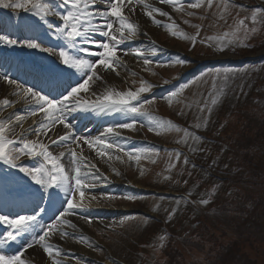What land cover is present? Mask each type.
I'll use <instances>...</instances> for the list:
<instances>
[{
  "label": "snow or ice",
  "instance_id": "obj_1",
  "mask_svg": "<svg viewBox=\"0 0 264 264\" xmlns=\"http://www.w3.org/2000/svg\"><path fill=\"white\" fill-rule=\"evenodd\" d=\"M159 2L170 5L175 11L185 10L184 0H159ZM214 2L215 0H189L186 6L199 9L206 5L211 8ZM0 7L21 10L31 16L39 17L47 24L49 32L53 33L57 40L62 41V44L56 47H45L38 36L12 38L9 34H0V45L6 48L38 50L58 57L59 61L53 69V75L49 78L53 86L48 91L44 88L39 90L35 87L25 88L6 73L0 75V80L15 86L16 91L13 94L27 106V115L13 113L7 118L0 117V162L13 169L18 168L38 186L30 192V195L36 198L33 202L32 214H0V226L4 227L6 233L5 242L20 241L15 254L0 250V264H30L24 258L26 250L37 245L47 254L51 264H62L63 252L60 247L52 243L53 238L65 239L69 236L65 230L66 227L77 228V225L68 217L78 209L82 211L89 207L84 200L88 196V190L96 186L95 181L107 180V176L100 172L97 163L93 162L94 159L98 157L111 166L110 162L113 160L123 162L120 153L127 156L129 161H139L141 154L148 155L152 152L151 149H125L114 139L123 138L120 130L132 129L133 123L114 124L106 127L99 136L88 138L76 134L68 116L73 113L94 115L123 113L132 117H145L149 130L157 134L161 131H183L184 135L178 141L180 143L186 142L189 137L198 142L201 137L188 129H181L171 121L156 118L144 110L145 104L153 103L141 95L150 92L153 87L146 81L142 80L141 86L135 90L119 91L112 87H105L97 92L94 88L97 82L105 81L107 74L115 73L118 76L120 69L126 68L124 60L121 59L120 46L134 39L139 32L138 22L132 19L137 9H142L143 15L149 17L157 26H161V23L154 14L171 20L168 12L153 6L147 0H0ZM216 7L220 8V18H223V14L232 5L230 0H220ZM49 17L56 20L55 27L49 22ZM246 19L249 17L238 20L232 32L224 35L235 37L241 29L245 37L249 32L254 33L256 28L249 29L245 24ZM250 19L253 24L264 22V8L252 9ZM163 27L173 36L189 39L193 43L196 41V35L190 36L184 33L174 21ZM195 27L198 29V35L199 26ZM94 36L102 39L97 41L93 39ZM84 45H94L96 50L92 51ZM125 54L134 55L138 61H142L143 65L147 66L152 63L148 56L155 55V51L149 53L145 49L137 48ZM92 57L97 59L93 60ZM176 63L183 64L184 61L177 59ZM227 75L226 71L223 76L225 82ZM60 77L67 79L61 81ZM187 86V84L183 85L181 89L169 93L165 99L171 105L172 98L178 97L179 92ZM213 86H215V80ZM56 88L61 89L57 93L60 99L52 95ZM222 93L223 88L217 96L212 98L213 105L217 103ZM14 104L15 101L8 98L0 99V110ZM200 110L203 112L205 109L202 106ZM207 111L210 114L211 107H207ZM28 117L36 119H33L32 124L25 128L24 121ZM199 119L200 117H197V120ZM203 122L207 124L206 117ZM58 125L63 126L62 133L57 129ZM200 126V123L195 125L196 128ZM52 132L57 133L55 138L50 135ZM29 134L35 139L29 138ZM42 137L46 138L47 142ZM85 145L95 152V157L85 153ZM190 150L195 151L191 147ZM176 155L179 157L180 153L177 152ZM21 157L32 158L36 164L30 168L23 167L18 163ZM116 174L119 175V172ZM76 194L79 195V199H76ZM61 195L64 197L63 200ZM188 195H191V192ZM124 198L135 199L130 196ZM95 199V196L91 197V200ZM44 200L48 205H54L57 202L60 204V208L53 212L51 222H44V214L49 210L41 205V201ZM184 202L187 203V200ZM199 203L207 205L209 200L201 199ZM175 212V208L169 212V219ZM81 218L84 219V217ZM87 222L92 221L89 219ZM28 235H31V240L26 239ZM165 238L162 235L160 240L163 241ZM77 242L96 250V247L84 237H80ZM11 243L8 244L9 247ZM77 264L81 262L77 260Z\"/></svg>",
  "mask_w": 264,
  "mask_h": 264
},
{
  "label": "rangeland",
  "instance_id": "obj_2",
  "mask_svg": "<svg viewBox=\"0 0 264 264\" xmlns=\"http://www.w3.org/2000/svg\"><path fill=\"white\" fill-rule=\"evenodd\" d=\"M206 5L202 6L199 9H192L187 8V12H181V11H175L172 10V18L169 20V18L166 19V25L169 23L175 22L176 25L179 26L180 30L193 28V26H197L196 22H199L200 24L205 22L207 25L210 24L206 19H211L213 22L217 20L219 17V10L220 8L216 7V13L214 14V17H210L209 13L205 10ZM187 13H193L192 15H188ZM211 25V24H210ZM199 26V25H198ZM154 31H156V41L160 45H165L168 48H173L174 54L166 53L165 55L167 57L174 56L169 63H166L164 66L156 67L154 69H148V66L143 67L139 66V71H144L148 69L147 74L151 75L152 78L156 80V86L157 84H163L165 82H169L173 79H176L177 76L181 75V73L185 69L193 68L194 65L197 63L199 59H203L206 57H209L207 52L203 47H193L195 43L189 39H183L178 38L176 36L171 35L166 28H156V27H150ZM195 32L198 30L197 27L194 28ZM175 30V29H173ZM231 41V42H230ZM225 46L229 43H235L234 40L226 39L222 41ZM228 56L232 57L231 53H228ZM215 57V56H213ZM236 58V57H235ZM177 59L183 60V64L176 63ZM212 75H210L209 72L205 71L200 76L196 78V80H192L191 83H184L183 85H189L186 88V93H184V97L181 100L175 101L177 98L182 97V89L180 92V95L178 97H173L172 100V106L170 108H167L164 103L160 102H153L149 106H146L144 110L147 112L154 111H162L163 113L167 115H171L172 117H177L180 120H184L189 116V113L194 112L197 110L195 107L196 104H198V101H206L209 102L210 105H213L211 103L212 101V95H209L208 88L210 87V84L212 82L211 79ZM134 75L132 73H128L126 78L122 79L121 82L123 84L124 89L128 88V85L126 82L134 80ZM134 88L131 90L138 89L141 86L140 80H135ZM181 89V86L178 85L174 90L171 91H177ZM167 96L169 95L166 94ZM165 96V97H167ZM165 97L161 98L160 100H166ZM229 97V96H228ZM227 97V98H228ZM167 101V100H166ZM225 101H223V104L219 105L220 110L218 111V114L222 112V108L224 107ZM217 108L218 103L214 104ZM159 110H158V108ZM195 107V109L193 108ZM197 114V113H196ZM188 129H190L188 127ZM132 133H136V131H131ZM155 132V131H154ZM140 133V132H138ZM179 133V134H178ZM183 132H177L175 130L173 131H161L159 134L156 132L152 135H148L150 139H153L154 141H160L159 139L164 140L165 142H170L173 140L175 143H180V141L183 137ZM146 137V136H145ZM188 141V140H187ZM189 142V141H188ZM198 145H201V142H195ZM143 149H151L152 152L148 155L141 154L142 159H140L138 162L136 161H129L126 162H120L118 160H115L111 165L113 167L109 168L108 174L112 175L114 172H119V175H117V179L120 180L122 177L127 180L135 181L140 184V186L146 187L147 190L153 189L156 191H166L168 192L169 189H154L152 182H155V184L158 186L157 183H159V180H154L152 174H154L156 171V167L152 166L154 163L158 160V155L154 152V146L148 144V145H141ZM165 167L168 166V161H164ZM115 169V171L113 170ZM156 174V173H155ZM157 175L160 176L162 179H169L171 178V173L168 171H157ZM162 175V176H161ZM152 181H151V180ZM170 192V191H169ZM145 194H134L133 197L135 199H125L123 196L121 197H110V198H104L101 197L100 200H97V202L100 203V205H106L109 208L112 209H127L128 211H125L122 214V218H116L111 217L108 223H105L103 225L97 224L96 222L88 223L87 220L83 221L84 226L86 227V231L89 232L90 237H88V241L90 244L94 245L96 247V250H93V248H90L92 251V254L94 255L93 258H77L76 256L73 257V260L70 264H77V260L81 262V264H106V259H110V264H131L135 259L139 258L138 253V247L136 242H145L147 240H150L153 238V235L156 233L158 229V224L151 222V221H143L139 218H135L134 220L128 221L129 217L126 215L130 214H137L139 211H145L146 209L154 210L159 203H157V199L153 198H147L145 197ZM130 197H132L130 195ZM86 204L91 205L92 200L86 199ZM88 208H93V206H89ZM155 213V212H154ZM153 213V214H154ZM155 213V220L157 219ZM183 217V216H182ZM182 217H180L178 220L173 221V225L175 227L174 232L180 233L181 229L179 228L182 226L183 223H186L182 220ZM126 219V220H125ZM125 220V221H124ZM128 222V223H127ZM173 228H171L172 230ZM173 231V230H172ZM178 236L176 238V242L174 241L173 245H176L175 248L177 249V252L179 255L176 258H171L168 251H165L160 248L158 250H153L154 256H156L162 264H170L171 262H176L177 264H205L206 258L209 255V245L204 242L203 240L197 239L199 242L197 244H193L188 239H184L183 237ZM179 238V239H178ZM88 247V246H87ZM89 248V247H88ZM147 253H151L150 249H146ZM254 253L252 252V255ZM262 258L259 256L258 261H261Z\"/></svg>",
  "mask_w": 264,
  "mask_h": 264
},
{
  "label": "trees",
  "instance_id": "obj_3",
  "mask_svg": "<svg viewBox=\"0 0 264 264\" xmlns=\"http://www.w3.org/2000/svg\"><path fill=\"white\" fill-rule=\"evenodd\" d=\"M259 78L207 132L209 153L214 148L221 163L211 169L221 175V188L199 195L198 201L209 200L200 210L192 204L176 208L178 219L185 211L183 238L209 245L205 264H264V74Z\"/></svg>",
  "mask_w": 264,
  "mask_h": 264
},
{
  "label": "bare ground",
  "instance_id": "obj_4",
  "mask_svg": "<svg viewBox=\"0 0 264 264\" xmlns=\"http://www.w3.org/2000/svg\"><path fill=\"white\" fill-rule=\"evenodd\" d=\"M147 2H150L152 4H155L156 2L153 0H147ZM159 7L162 8L163 11L169 12V5L167 4H163V5H158ZM159 16V15H158ZM165 17H156V19H158L161 22L164 21ZM132 19L136 22H138L139 24V32L138 34L135 36L134 39L130 40V41H134L135 43L133 44L132 47H130L131 50L137 49V48H142L145 49L147 52H151L152 50L146 47L145 41L146 43L148 41H152V38H155L156 36V31H154L153 29L149 28V17L143 15V10L142 9H137L136 14L132 17ZM151 20V19H150ZM137 40V42H136ZM128 51V52H129ZM152 55H149L148 57H150ZM135 56L134 55H126L125 53L121 54V59L124 60L126 68L122 67L120 69V74L117 76L115 73H111V74H107L105 76V81L104 82H97L96 85H94V88L97 92L102 91L105 87H112L115 88L117 90H119L116 86V84L119 83L120 79L122 77H124L126 75V71L135 67ZM16 91L15 86L12 85H8L6 81H2L0 80V99L3 98H8L12 101H15L16 107H19V109L23 110V101H21L19 99V97L17 95H14L13 93ZM84 95V93H83ZM27 124H30L31 122L27 121ZM57 129L60 133H62L64 131L63 126L62 125H58ZM56 132H52L50 133V135L54 138L56 136ZM42 139L46 138L42 137ZM116 139V142H121V138H114ZM47 142V141H46ZM122 144L126 143L124 140L121 142ZM77 151H79V149H76ZM84 151L87 154H90L92 157H95V152L92 150H89L87 148V146H84ZM94 163H97V166L100 169V172L103 173L104 176H107V180L104 179H100L95 181V183H101V182H110L113 180L112 177H110L109 175H107L105 173V169L106 167L103 166V164L100 162V159L97 157L94 159L93 161ZM131 182V180H130ZM133 183H136L133 181ZM73 223L76 225H80L81 231L78 230H73V233L75 234H79L80 232H82L83 230H85L84 226L82 225L81 221L78 219H74L73 218ZM70 234V233H69ZM54 240V244L57 245L58 247L61 248L62 252H63V256H69L73 253H78L79 255L83 256V257H92V253L90 251L89 248L78 244L76 241H74L72 238H65V239H58V238H53ZM40 247H34L30 250H28L26 252V258L27 260L30 262V264H48L50 263V259L47 256L46 253L43 252V249L40 248V250H38ZM62 260V264H67V260L65 259V257H61ZM106 264H110V259H106L105 261Z\"/></svg>",
  "mask_w": 264,
  "mask_h": 264
}]
</instances>
